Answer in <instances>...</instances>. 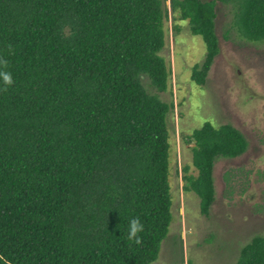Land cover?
<instances>
[{
  "label": "trees",
  "instance_id": "trees-1",
  "mask_svg": "<svg viewBox=\"0 0 264 264\" xmlns=\"http://www.w3.org/2000/svg\"><path fill=\"white\" fill-rule=\"evenodd\" d=\"M172 31L188 21L206 48L191 80L205 84L219 52L217 3L235 2L233 23L264 41V0H170ZM166 0H0V264H152L172 222L171 69L160 54ZM149 80V90L144 79ZM192 166L183 191L207 216L214 162L248 147L230 124L206 121L184 138ZM144 226L140 243L129 221ZM188 264H193L189 262ZM235 264H264L255 236Z\"/></svg>",
  "mask_w": 264,
  "mask_h": 264
},
{
  "label": "rangeland",
  "instance_id": "rangeland-1",
  "mask_svg": "<svg viewBox=\"0 0 264 264\" xmlns=\"http://www.w3.org/2000/svg\"><path fill=\"white\" fill-rule=\"evenodd\" d=\"M170 2L166 0L169 18L165 26V46L160 54L171 74L168 90L158 95L172 104L167 114L172 222L167 238L161 244L159 258L152 264H235L246 244L255 236L264 237V214H258L252 208L258 202L260 186L254 185L255 189L246 201L224 199L227 181L231 183L236 175L229 180V172L235 171L233 166L252 161L253 153H256L246 126L253 110L261 101L264 103V98L261 100L264 95V41L248 42L239 35L233 23L235 2L217 3L215 33L219 52L205 84L198 86L191 80V70L204 60L205 44L200 36L192 35L188 21H179L180 31L177 35L173 33ZM144 84L152 90L147 78ZM243 114L247 115L246 122ZM206 121L216 127L230 124L251 143L245 154L218 158L214 162L215 199L207 216L200 212L199 198L192 192L183 191L182 180L183 168L190 166L189 171L193 169L192 144L185 143L184 138ZM238 169L240 183L233 185L247 187L243 183L245 176L241 166Z\"/></svg>",
  "mask_w": 264,
  "mask_h": 264
},
{
  "label": "flooded vegetation",
  "instance_id": "flooded-vegetation-1",
  "mask_svg": "<svg viewBox=\"0 0 264 264\" xmlns=\"http://www.w3.org/2000/svg\"><path fill=\"white\" fill-rule=\"evenodd\" d=\"M262 87L264 89V83H262ZM263 98L264 95L261 100ZM261 102L262 103L257 105L256 109H254L251 113V117L249 120H247L246 126L248 128L250 139H253V151H255L256 153H253L252 161L243 162L240 163V165L233 166L235 171H232L231 173L229 172V176H231L229 180H233L234 174H236L234 178L235 181L233 180L231 181V183L227 181L228 185L227 189H225L227 191L224 193V199L226 201L230 202L232 198H238L237 201H246V199L250 198L252 190L255 189L254 185L260 186L258 192V202L254 203L252 207L258 214H264V103L263 101ZM242 117L243 121L246 122L247 115L243 114ZM247 142L249 147L251 145L250 140H247ZM248 147L242 154H245L248 151ZM254 156L257 157L254 158ZM240 166L241 171L244 173L245 176L243 183H246L247 187H241L240 184L233 185V183H240V180L238 179V173L240 170L238 168H240ZM230 184L233 185V188H237V190H233V188L231 189L232 185L230 186Z\"/></svg>",
  "mask_w": 264,
  "mask_h": 264
},
{
  "label": "clouds",
  "instance_id": "clouds-1",
  "mask_svg": "<svg viewBox=\"0 0 264 264\" xmlns=\"http://www.w3.org/2000/svg\"><path fill=\"white\" fill-rule=\"evenodd\" d=\"M0 64H6V62H0ZM0 81H2L5 86L11 85L13 83L11 73L6 71H0ZM143 230L144 226L140 222L139 218H132L129 221L128 238L130 240L135 239L136 243H140L138 234L143 232Z\"/></svg>",
  "mask_w": 264,
  "mask_h": 264
}]
</instances>
